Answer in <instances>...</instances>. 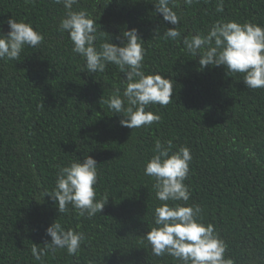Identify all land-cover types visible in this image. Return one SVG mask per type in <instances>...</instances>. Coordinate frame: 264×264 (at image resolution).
<instances>
[{
  "label": "trees",
  "instance_id": "1",
  "mask_svg": "<svg viewBox=\"0 0 264 264\" xmlns=\"http://www.w3.org/2000/svg\"><path fill=\"white\" fill-rule=\"evenodd\" d=\"M218 4L173 0L176 40L164 39L175 26L154 0H79L73 6L94 19L97 46L111 37L123 46L115 37L137 29L145 42L143 71L173 82V100L146 109L160 121L130 129L121 126L122 113L101 103L116 88L123 92L124 73L114 64L102 73L86 71L68 33L59 30L62 4L0 0V32L7 34V21L15 18L44 37L18 60L0 59V264H181L167 254L154 256L143 238L161 203L154 179L144 174L158 139L171 141L173 151L190 149L185 206L202 209V222L226 243V257L264 264V89H249L242 74L231 76L224 66L202 68L183 45L217 21L264 27V0H223V12ZM87 155L98 164L97 198L107 194L109 200L91 219L71 205L60 214L41 193L55 188L59 168ZM57 220L85 240L75 255L58 249L36 260L33 244L50 242L46 229Z\"/></svg>",
  "mask_w": 264,
  "mask_h": 264
},
{
  "label": "clouds",
  "instance_id": "2",
  "mask_svg": "<svg viewBox=\"0 0 264 264\" xmlns=\"http://www.w3.org/2000/svg\"><path fill=\"white\" fill-rule=\"evenodd\" d=\"M62 4L66 15L59 22V30L67 32L73 44L72 52L82 58L89 73H102L108 64L118 66L124 73L125 88H116L108 99L101 100L117 114H123L120 124L130 129L150 126L161 117L146 111L150 105H168L173 99L174 85L171 79L159 73L143 71L146 49L137 29L124 31L123 46L105 41L97 46L100 37L92 16L84 10H73L79 0H54ZM173 0H154L156 11L166 22L175 27L168 28L164 39L180 37L179 17L170 4ZM192 4L193 0H185ZM218 12H223V0H219ZM9 31L0 32V59L18 60L26 47L36 48L44 39L30 23L11 18L7 21ZM105 33V32H104ZM183 45L192 56L199 57L202 68L209 65L224 66L231 76L243 75L249 89H264V27L252 22L217 21L206 34H194L183 39ZM171 141L155 142V154L147 162L144 174L152 177L156 198L161 202L153 212V225L143 238L151 246L152 254H165L181 264H234L226 257L227 245L214 230L213 225L202 222V209L198 205L185 206L190 191L184 183L189 174L192 159L190 149L180 147L172 150ZM99 182L97 161L90 155L82 160H73L68 166L58 169L55 188L51 193L43 191L42 198L50 196L64 213L71 205L80 216L91 219L102 213L109 197L97 198ZM183 201L184 203H180ZM171 202V203H170ZM43 248L33 244L31 253L40 260L47 251L66 249L69 255L78 253L85 235L73 229H65L54 222L46 229Z\"/></svg>",
  "mask_w": 264,
  "mask_h": 264
}]
</instances>
